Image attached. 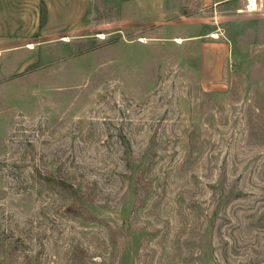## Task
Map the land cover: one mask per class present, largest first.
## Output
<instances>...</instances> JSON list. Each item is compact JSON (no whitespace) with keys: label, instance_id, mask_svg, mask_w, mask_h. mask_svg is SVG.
Returning <instances> with one entry per match:
<instances>
[{"label":"rangeland","instance_id":"1","mask_svg":"<svg viewBox=\"0 0 264 264\" xmlns=\"http://www.w3.org/2000/svg\"><path fill=\"white\" fill-rule=\"evenodd\" d=\"M122 3L0 56V264H264V12Z\"/></svg>","mask_w":264,"mask_h":264},{"label":"crops","instance_id":"2","mask_svg":"<svg viewBox=\"0 0 264 264\" xmlns=\"http://www.w3.org/2000/svg\"><path fill=\"white\" fill-rule=\"evenodd\" d=\"M81 1L0 0V56L31 54L33 43L28 44V41L36 42L59 28L74 27L76 17L93 14L92 0ZM226 1L229 0H124L121 18L126 26L143 16L144 20L150 17L169 20L171 16H185L184 10L199 3L204 6ZM239 3L241 7V0Z\"/></svg>","mask_w":264,"mask_h":264},{"label":"built area","instance_id":"3","mask_svg":"<svg viewBox=\"0 0 264 264\" xmlns=\"http://www.w3.org/2000/svg\"><path fill=\"white\" fill-rule=\"evenodd\" d=\"M241 10L247 13L264 12V0H241Z\"/></svg>","mask_w":264,"mask_h":264}]
</instances>
